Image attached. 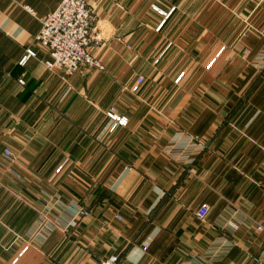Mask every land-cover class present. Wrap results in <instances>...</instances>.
Instances as JSON below:
<instances>
[{
    "label": "crops",
    "instance_id": "obj_1",
    "mask_svg": "<svg viewBox=\"0 0 264 264\" xmlns=\"http://www.w3.org/2000/svg\"><path fill=\"white\" fill-rule=\"evenodd\" d=\"M59 1L0 0V264H264V5L89 0L105 69L66 80L34 41Z\"/></svg>",
    "mask_w": 264,
    "mask_h": 264
},
{
    "label": "built area",
    "instance_id": "obj_2",
    "mask_svg": "<svg viewBox=\"0 0 264 264\" xmlns=\"http://www.w3.org/2000/svg\"><path fill=\"white\" fill-rule=\"evenodd\" d=\"M256 2L257 4H264V0H256ZM151 8L159 17V20L152 25V31L160 33L166 21L170 19L176 9L171 6L164 10L155 5H152ZM27 10L31 12V10ZM93 20L94 17L91 13L89 0H60L54 11L39 18L40 28L34 37V41L47 50L50 60L45 61V66L48 70L54 68L62 70L66 80L73 77L84 67H90L99 72L104 71L105 67L100 59L92 53V49L97 48L102 41L100 34L95 32L93 28ZM223 50L224 47H221L218 53L208 61L205 65L206 70L214 65ZM35 55L36 53L31 47L25 48L18 60V65L24 66ZM184 76L185 71H179L173 78V83L179 85ZM19 82L23 83L21 80ZM143 82L144 78L138 76L132 87L133 91H136L137 87ZM104 116L108 121L107 131L110 135L129 124V117L114 108L107 109L104 112ZM3 155L10 161L14 159V155L9 149H4ZM65 165L66 161L58 165L54 170V175H59ZM207 213L208 209L205 206H201L197 210L196 215L198 219L204 220ZM77 214L84 217L89 215L83 208H80ZM114 218L120 222L124 220L119 213H115ZM255 229L257 231L264 230L260 224H256ZM28 248L29 245H25L17 257L21 256ZM97 264H122V260L118 254H111L101 259Z\"/></svg>",
    "mask_w": 264,
    "mask_h": 264
},
{
    "label": "rangeland",
    "instance_id": "obj_3",
    "mask_svg": "<svg viewBox=\"0 0 264 264\" xmlns=\"http://www.w3.org/2000/svg\"><path fill=\"white\" fill-rule=\"evenodd\" d=\"M264 5V4H263ZM171 7V6H170ZM94 28V27H93ZM162 32V31H161ZM160 32V33H161ZM158 62V60L156 59L155 61H154V63H157ZM110 108H112V107H110ZM110 108H108V109H110ZM6 149V148H5ZM4 151V150H3ZM13 154V153H12ZM14 155V154H13ZM14 158H15V156H14ZM13 160H15V159H13ZM10 161V160H9Z\"/></svg>",
    "mask_w": 264,
    "mask_h": 264
}]
</instances>
